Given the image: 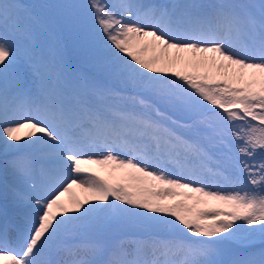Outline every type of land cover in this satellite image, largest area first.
Listing matches in <instances>:
<instances>
[{
	"label": "snow or ice",
	"instance_id": "1",
	"mask_svg": "<svg viewBox=\"0 0 264 264\" xmlns=\"http://www.w3.org/2000/svg\"><path fill=\"white\" fill-rule=\"evenodd\" d=\"M48 7L134 94L37 54L0 0V264H264V0Z\"/></svg>",
	"mask_w": 264,
	"mask_h": 264
},
{
	"label": "rangeland",
	"instance_id": "2",
	"mask_svg": "<svg viewBox=\"0 0 264 264\" xmlns=\"http://www.w3.org/2000/svg\"><path fill=\"white\" fill-rule=\"evenodd\" d=\"M19 2L30 7L32 18L26 22L32 26L33 42L31 46L37 54L48 56L50 52H60L68 66H76V77L82 75L90 82L113 89L124 96L134 94L131 84L126 82L125 78L110 65L103 49L96 46L91 38L86 41L58 10L48 7L61 3H84L85 0H19ZM143 2L159 4L171 3L172 0H143ZM177 2L183 3L188 0H177ZM199 2H211V0H199ZM246 2L259 4L260 0H246ZM16 44L20 49L27 46V42L22 39H18ZM22 71L30 73V69L26 65L22 67ZM3 88L4 82L0 80V90ZM148 99L151 100V97L149 96ZM218 111L221 110L218 109ZM3 160L4 157L0 153V195L3 193L5 182ZM232 174L231 170L226 172V175ZM208 181L229 187L228 181L223 178L208 177ZM76 190L80 193L78 189ZM176 199L184 198L177 197ZM165 202L175 201L170 199ZM187 203L191 202L187 201ZM84 238L99 239L100 235L90 232L86 233Z\"/></svg>",
	"mask_w": 264,
	"mask_h": 264
},
{
	"label": "bare ground",
	"instance_id": "3",
	"mask_svg": "<svg viewBox=\"0 0 264 264\" xmlns=\"http://www.w3.org/2000/svg\"><path fill=\"white\" fill-rule=\"evenodd\" d=\"M94 167H95V166H94ZM97 170L100 171V169H97ZM101 174H102V175H105L106 173H104L103 171H101ZM75 190H76V189H75ZM78 190H79L80 193H78L77 190H76V193H77L78 195L81 194V196H82L83 194L81 193V190H80V189H78ZM190 202H191V201H190Z\"/></svg>",
	"mask_w": 264,
	"mask_h": 264
}]
</instances>
